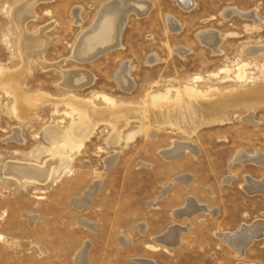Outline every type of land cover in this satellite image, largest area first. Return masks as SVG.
<instances>
[{"label": "rangeland", "instance_id": "374dc122", "mask_svg": "<svg viewBox=\"0 0 264 264\" xmlns=\"http://www.w3.org/2000/svg\"><path fill=\"white\" fill-rule=\"evenodd\" d=\"M113 1L0 0V264H75L85 242L90 264H144L141 258L155 264H264V237L239 258L217 235L264 219V193L241 186L245 175L264 178V167L231 164L241 150L264 153V101L229 105L194 125L159 108L181 101V91L197 102H220L264 85V0H194L190 8L178 0H146L144 15L127 12L121 46L79 60L103 5ZM234 8L255 17L223 15ZM169 17L179 29H171ZM206 30L217 31V50L199 40ZM36 39L42 46H35ZM25 44L33 47L25 50ZM155 55L159 59L148 62ZM124 62H130L135 83L126 91L115 78ZM67 74L77 84L92 82L72 89L65 86ZM17 91L27 100L18 101ZM155 95L169 100L154 102ZM88 106L105 117L86 114ZM15 128L21 140L11 138ZM69 132L77 134V143L58 148ZM175 139L192 141L197 153L178 159L160 154ZM113 155L117 162L107 169L105 160ZM35 163L51 166L47 180L30 182L12 171L16 164ZM180 174L192 176L189 184L174 179ZM97 181L91 203L77 206L73 199ZM188 196L217 213L175 218ZM173 225L188 228L181 241L158 244L154 237Z\"/></svg>", "mask_w": 264, "mask_h": 264}, {"label": "bare ground", "instance_id": "6f19581e", "mask_svg": "<svg viewBox=\"0 0 264 264\" xmlns=\"http://www.w3.org/2000/svg\"><path fill=\"white\" fill-rule=\"evenodd\" d=\"M178 2L180 3V5L184 6L185 8H190V7L194 6V0H178ZM30 3H32V2H30ZM27 6H28V4H27ZM148 6H149V3L146 0H115L111 3L104 4L103 8H102L103 9L102 15L100 16L98 22H96V25L92 30L93 32H91V34H88L90 36H88L85 39L82 46L78 43L80 45V49H79V52H80L79 57L80 58H79V60L88 61V60L96 58L97 56H99V55H101L107 51H110L114 48H118L119 46H121L120 34H122L121 31H123V26L125 25L124 24L125 19H127V18H125L127 12L129 13L130 11H136L140 15H142V14L144 15L146 13V9H147L146 7H148ZM28 8L29 7H27V10H28ZM233 13L241 14L243 17L244 16L250 17V18L255 17L253 12H251V13L250 12H243V11L236 10L235 8L225 10L223 15L225 17H228ZM21 14H22V11H21ZM75 17L77 18V23L80 22V19L78 18L77 13L75 14ZM20 21H21V19L19 20V22ZM168 22H169V26L171 27V29H179L180 28L177 24V21L174 19V17L173 18L169 17ZM198 38L205 45L212 47L213 50L218 49L219 35H218L217 31H213V30L212 31H210V30L203 31L198 35ZM37 41L38 40L36 39L35 46L39 47L40 42L42 40H40L39 43ZM29 44H28V47L25 44L27 49L25 47H23V48H25V50H28V48L30 47ZM32 44H34V43L32 42ZM32 44H31V46H32ZM40 46H42V45H40ZM32 47H30V48H32ZM254 49L259 50L260 48H254ZM33 50H34V48H33ZM184 50L185 49H180V48L177 49V51H179V52H183ZM261 52H262V50H261ZM158 59L159 58L155 55V57H153V59H150L148 62H153V61H156ZM130 68H131L130 62H124L121 64L119 70L117 71V73L115 75V78L118 81L119 85L125 91L131 90L135 85V83L132 79V76L130 74ZM67 75H68V77L66 79L65 86L72 88V89H76V90L81 89L84 86H86L92 82V78L90 76H88L90 78L86 82L80 81L81 83L79 82L80 84H77L76 82H74L75 79L72 76V74H70V75L67 74ZM82 75H83V73H82ZM238 77L240 79H243V77H244L243 68H240V72L238 74ZM80 79H83V78L81 77ZM191 90L194 93L197 92L199 97L200 96L202 97V95H204L200 91L195 90L194 88H192ZM181 93L183 96V97H181V101H179L177 104H174V105H169V101L168 102L166 101L169 99L165 98V95H155L153 97V101L159 102V100H165V102H167V104L162 105V103H161V105H159V108L162 111L164 109L167 110L166 111L167 117H170V118L174 117L173 115L176 112L177 114L181 115L180 118L182 119V121L184 123H188V124L193 123L192 125H194L197 118L198 119H200V118L207 119V118H210L212 116L214 117L215 115L220 114L219 112H221L222 109H224L225 107H229V105H233V104L237 105V104H241V103L253 104V103H258L260 101L261 102L264 101V85H258V86L256 85L250 91H247V92L245 91L243 93H238V94L234 93L235 95H231V93H230L231 96H229V94H228V97L222 98V100L220 102H217V100H216V102H214V100H213V102H200V101L197 102V101L192 100L193 99L192 97H190V99L184 98L183 91H181ZM213 94H215V93H213ZM16 97H17L18 101L27 100L26 99L27 97L24 96L23 94H21L19 91L16 92ZM72 99H70V100H72ZM199 100H201V98ZM207 101H209V100H207ZM31 104H32V102H31ZM72 104H73V102H72ZM259 105H260V103H259ZM247 106H249V105H247ZM157 109H155L156 112H157ZM91 110H92V113H94L93 111H95V110L90 109V107H89V110L87 108V110L85 109L83 111L86 114L87 113L89 114V113H91V112H89ZM22 111H23V109H22ZM96 112L97 111H95V113ZM160 113L163 114V112H160ZM108 114H110V113H108ZM97 115H99V117H102V119L105 117V114L103 112H99V113L97 112ZM163 116L165 118V113L163 114ZM106 119H108V118H106ZM167 120H169V119H167ZM20 134H21L20 129L15 128L14 134L11 138L21 140ZM56 136H57V134H56ZM76 136H77V134L75 132L67 133L66 136L64 137V139L59 141L60 143L58 144L59 145L58 148L65 147V145H70L71 147L74 146L77 143ZM188 151L197 153V151H198L197 145L195 143H193L192 141L176 140L175 139V140H173V143L169 148L161 149L160 154H162L163 156H165L168 159H178V158H182ZM60 153H62V151ZM117 158H118V155H113V156L108 157L105 160L106 168L107 169L112 168L116 164ZM234 161H237V162L239 161V162H243V163L251 162V163H255L257 165L264 167V153L259 151V150L255 151L254 153H248L247 151L241 150L234 156L233 160L231 161V164ZM38 164H36V163L35 164H28V165H20V164L17 165L16 164V166H13L12 171L15 172V174H17L20 178L28 179V180H30V182L31 181H35V182L42 181L43 182L50 177V174L52 171L51 166L45 168L42 165H38ZM42 164H43V162H42ZM232 177L233 176L226 178L225 181L229 182ZM174 179L181 182V183L183 182L184 184H189V182L192 180V176L180 174V175H176V177ZM97 180H99V179H97ZM171 184H169L167 186L165 185V188L162 189L160 196L167 194V192L171 188ZM241 186L247 193H250V194L256 193V192H263L264 193V178L262 177L261 179H256L250 175H245V181ZM98 189H99V181L94 182L92 185H90L86 190H84L82 195L73 199V202H75V204L77 206H81L82 204L91 203V201H92L91 196L93 194H95ZM258 194H260V193H258ZM193 197L194 196H192V197L188 196L186 206L179 208V209L177 208V210L173 211V215L175 218H177V219H182L185 217L190 218L191 216H193V214L195 212H198L200 210H203L204 212L206 211V212L211 213V214L217 213V210L211 209L205 204H201L195 197L194 198ZM30 218L33 219V217H30ZM81 221L84 222V225H87V227L89 226L90 228H96L95 227L96 225L94 223H91L90 221H87L85 219L81 220ZM186 229H188V228H185V226L174 225L170 229H168L167 232L163 236L154 237V240L156 242L160 241L162 244L163 239L167 236V234L170 233L169 238H176V242H174V241H173L174 243L171 242L172 245L178 244L180 242L181 234L184 231H186ZM217 235L222 240H224L230 247H232V249L236 253V257L240 258L244 255L245 249L250 244H252L253 241L260 239V238L262 239V237H264V219H257L255 221H253L252 223H249V224L243 223L241 225V227L235 231L218 232ZM160 242H158V243H160ZM169 246H171V245H169ZM89 249H90L89 243L85 242L84 245L74 255L75 256L74 257L75 264H89L88 263V256H87ZM139 260H141L144 264H155V262L151 259H146V258L142 259L141 258V259H138V261ZM236 264H248V263L238 262ZM249 264H253V263H249Z\"/></svg>", "mask_w": 264, "mask_h": 264}, {"label": "crops", "instance_id": "0c3cea01", "mask_svg": "<svg viewBox=\"0 0 264 264\" xmlns=\"http://www.w3.org/2000/svg\"><path fill=\"white\" fill-rule=\"evenodd\" d=\"M192 197V196H191ZM194 198V197H193ZM82 205H87V204H82ZM81 205V206H82ZM83 224H84V222H83ZM174 226V225H173ZM177 226V225H176ZM172 227V226H171ZM170 227V228H171ZM169 228V229H170ZM168 230V229H167ZM167 230L164 232V233H162V234H160V235H158V237H160V236H163L166 232H167ZM170 234V233H169ZM169 234H167V236L163 239V241H162V244H164L165 246H169V245H172V243H174V242H176V238H169L170 237V235ZM182 235V234H181ZM175 239V240H174ZM168 240V241H167ZM174 241V242H173ZM180 241H181V236H180ZM158 242H160V241H157V243ZM172 242V243H171ZM171 243V244H170ZM158 244H161V242L160 243H158ZM90 250V249H89ZM87 256H88V263L90 264V260H89V252H88V254H87ZM142 259H145V258H142ZM154 261V260H153ZM155 262V261H154Z\"/></svg>", "mask_w": 264, "mask_h": 264}]
</instances>
